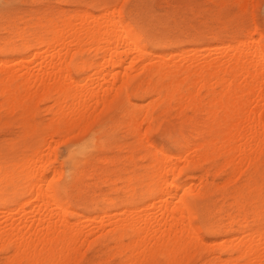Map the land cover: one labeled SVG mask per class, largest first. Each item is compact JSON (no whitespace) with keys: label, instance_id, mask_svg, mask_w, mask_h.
<instances>
[{"label":"rangeland","instance_id":"obj_1","mask_svg":"<svg viewBox=\"0 0 264 264\" xmlns=\"http://www.w3.org/2000/svg\"><path fill=\"white\" fill-rule=\"evenodd\" d=\"M105 9L109 15L113 13L114 17H120L127 36L143 51V60L147 62H144L142 58L139 60L138 54L132 52L133 55L130 56L135 59L137 57L138 60L133 58L132 63L130 57L128 62L126 61L123 65L125 67L121 69L124 72L127 68L126 75L125 73L122 75L123 72L118 70L119 75L122 76L119 78L118 75H115L114 77L115 86L118 87V89L115 87L117 90L114 92L120 90L115 94L110 93L111 96L109 95L108 98H112L113 95L115 97L110 98L111 100L109 99V102L103 104L104 106L97 107L93 111L94 116H91L86 122L87 124L80 127L79 130L57 132L52 141H48L49 147L52 146L51 150L53 151L50 152V148L47 151L45 142L50 136L48 124L52 114L46 108L49 109L52 106V101L48 98L38 97L39 99H35L36 103L33 100L24 106L13 105L11 108L2 104L0 99V189H2V195H0L1 200L4 201L3 206L11 207L15 202L17 205H22L27 201L29 194V187L25 188L24 180H13L11 187L6 183L7 178L10 175L16 177L18 167L34 151L44 153V155L49 152L47 155L50 158L47 163L48 177L57 187L58 201L66 209V218L69 222L76 225L92 216L93 218L99 216L96 220L105 224V232L96 235L87 244L78 246L77 252L71 254V258L67 259L69 264L128 263L123 255L119 256L116 253L113 247L114 243L110 241V235H106V232L109 231L108 228L111 229L110 225L106 223L110 224L114 220L116 221V218L112 219L114 214L117 216V220L121 216L122 219L127 217L126 214H130L134 208L147 206L153 198V192L150 190L152 187L148 185L149 183L144 177L151 161L144 157L146 149L141 144L143 140L136 136V125L133 127L129 123L130 115L139 112L144 115L148 103H158L150 111L151 118L148 122L150 126L147 129L146 137L153 147L148 146V148L150 151L155 148L171 157L175 155V158L184 154L190 146L200 140L199 136L195 138L193 134L196 118L200 123L208 124L207 117L203 113L195 117L188 108L180 106L176 108L174 102L163 97L162 101L158 102L156 95L160 92L164 96V90L161 89L158 78L150 80L151 85L148 84V79L143 75V68L140 66L144 65L145 67L154 60L159 61L158 58H169L167 56H171V54L180 55L172 61L181 60L185 54H187V58L191 59L193 53L196 52H200L198 60L201 62L208 54L220 53L219 50L215 52L213 49L231 46L241 40L249 43L253 41L251 42L254 43L252 44L253 49L259 48L264 51V0H0V67L6 69V67L18 65L20 61L24 63L31 60L34 50L26 52V43L32 34L40 33L45 36L46 33H50V28L44 25L56 23V26H53L57 27L56 31H60L61 28L65 27L64 29H66L65 25H69L70 21L72 22L70 24H73L71 16L74 13L82 16L83 13L89 12L86 14L97 17L103 12L106 13ZM42 23L43 28L38 32V25ZM52 31L56 33L54 29ZM114 33L118 34V30H115ZM256 44L259 46L256 47ZM83 48L85 49L81 50L82 52L72 49L74 52L70 51V53L73 54L68 53L70 59L67 56L64 60V64L68 65L71 81L75 80L73 82L77 80L87 83L91 78L92 80L98 78L94 76L97 70L96 64L101 61L103 53L90 51L86 54L85 51L88 48L86 49L85 46ZM77 49L80 50L79 47ZM210 50L212 52H209ZM3 60L8 64L4 63L3 65ZM130 63L132 64L130 65ZM139 67L141 71H138ZM137 68L139 69L137 70ZM103 69V72L106 73H101L100 81V77L107 80L111 76L108 74L110 69L108 70L106 67ZM133 69L135 74L132 75L130 73H134ZM87 75L91 78L88 79ZM80 79L82 80L80 81ZM189 87L190 85L185 89ZM203 90L200 91V97L205 99L206 92ZM192 93L195 95L194 92ZM89 104L92 103L89 102ZM77 108L81 110V108ZM99 108L101 109L99 110ZM179 108L182 109L179 110ZM217 123L219 122H215V127L218 125ZM210 124L209 122L208 126ZM214 125L213 131L215 129L216 132L218 126L215 128ZM145 127H147L146 124H143V128ZM181 137H184L183 141L179 140ZM57 141L60 143L56 144ZM251 143L253 144V142ZM247 150L246 154L255 159L254 154L250 152L252 149L248 153ZM252 151L255 153L257 150L253 149ZM212 152L209 154L213 158L210 156V159H202L200 163L197 162L193 166H181L179 184H187L188 181L189 184L194 183L195 188V184L200 182L198 183L200 185L196 186L197 193H193L191 190L192 193L188 194L186 202L191 222L202 242L201 245H193L190 251L184 254L185 256L178 259L179 261L176 260L175 264H219L227 261V264H230V259L232 261L237 257L236 255L240 257L241 253H243V256L241 254L242 258H235L231 264L234 261V264H245L249 257H246L245 254H249L247 248L249 249L250 246L247 244V247L246 242L252 240L251 238L257 234H264V153L256 152L260 156H257L255 160L252 157L249 158V160H253V162L251 160L252 163L246 160L248 158H245L246 162L231 163L225 155ZM242 164L246 167H243ZM240 166L242 167L240 168ZM234 168L236 169L234 170ZM237 170L241 171L238 176ZM235 171H237L236 174ZM54 172L56 173L54 174ZM201 176L203 178L206 176V179H201ZM232 176L237 177L232 178ZM199 178L202 182L199 181ZM203 180H207L206 184ZM127 183L129 184L127 185ZM192 187L191 189H194ZM4 189L6 190L3 193ZM196 190L194 189V192ZM181 195L179 192L177 198H180ZM175 201L178 202V199ZM125 209L126 214L124 215L122 210ZM108 215H110V223L107 221ZM242 217L245 220H242ZM244 233H248L246 236L251 233L255 235L252 234L253 237L250 235L251 237L248 239ZM242 235V247L238 249L236 245H239L240 241H238L239 243L235 241L241 240L240 236ZM232 237H234V241ZM227 239L233 242L230 244L227 241L226 243ZM127 242L125 239V243ZM221 244L223 245L221 246ZM210 245L212 246L210 247ZM228 245H231L230 248ZM223 246L225 247L223 248ZM240 250L244 251L239 253ZM11 254V249L7 252L0 250V264H5L7 256ZM260 255L262 257L257 255L260 257H258L259 259L264 258V254ZM62 257H56L62 260L61 263L55 259L53 262L44 264H53L55 261H58L57 264H68ZM253 259L257 261V258ZM250 261L253 263H246H264L262 259L259 262ZM165 263H167L165 259L159 257L151 264ZM22 264L27 263L22 262ZM138 264L148 263L141 260Z\"/></svg>","mask_w":264,"mask_h":264},{"label":"bare ground","instance_id":"obj_2","mask_svg":"<svg viewBox=\"0 0 264 264\" xmlns=\"http://www.w3.org/2000/svg\"><path fill=\"white\" fill-rule=\"evenodd\" d=\"M105 10L106 13L103 12L97 17L86 14L89 12H82V16L76 13L72 16L70 15L73 24H70L71 21L67 22L70 25H65L67 30L64 27V30L61 28L60 31H56L57 27L54 28L53 26L56 23L44 25L50 28V33H46L45 36L40 35V33L32 34L26 43V52L34 50L32 51L31 60L24 63L23 61L17 62L19 63L18 65L8 66L9 68L6 67V69H4L5 67H0V99L2 104L10 107L13 105L24 106L33 100L36 103L35 99L37 100L38 97L48 98L52 101V106L49 109L46 108L52 114L48 124L50 136L49 138L46 137L48 138L47 141L45 138L47 151L49 148L51 150L52 146L49 147V142L52 141L54 135H57V132L61 130L65 132H70L72 129L79 130L80 127L87 124L86 122L91 116H94L93 111L97 107L105 105L107 101L109 102L110 93L112 94L113 92L115 94L120 90L114 92V90L118 89L115 86L114 77L118 75L120 78L125 73L127 68H125L124 72L121 69L125 67L123 65L130 59L132 52H136L139 60L141 58L143 60V51L127 36L120 17H114L112 13L110 14L112 18H110L107 9ZM42 28L43 23L38 25V29H36L40 32ZM53 29L56 33L52 31ZM115 30H118V34L114 33ZM251 42H242L241 40L221 49L217 47L218 49L213 50L215 52L219 50V54H208L201 62L198 60L201 55L200 52L195 51L194 55L187 52L193 56H191V59L187 58V54H185L184 57L186 58L181 57V60L172 61L174 58L180 57V55L171 54V56H167L169 58H158L159 61L154 60L155 62L151 59L153 62L148 63L149 65L140 66L143 68V75L148 79V84L151 85L150 80L158 78L160 87L164 90V96L160 92L157 93L158 102H161L163 97L168 99V101L174 102L176 108L179 106L188 108L195 117L203 113L207 117L208 121L206 122L211 124L208 126L207 123V125L200 123L198 118H196L197 122H195L196 126L193 134L195 138L199 136L200 140L190 146L186 152L183 151L184 154H180L181 156L177 154L178 157L175 158V155L171 157L155 148H152L153 150L151 151L148 148V146L153 147L146 137L147 129L150 126L148 123L151 118L150 111L158 103H148L144 110V115L140 114V112L130 115L129 123L133 127L136 125V136L143 140L141 144L146 149L144 157L151 161V164L149 163L150 166L147 165L149 168L144 177L148 181V185L152 187V189H148L153 192V198L147 206L144 205L145 207H136L132 212L127 209L131 212L130 214H126V209L122 210L124 215H128L125 218L123 217V219L120 215L121 218L117 220V216L114 214L112 219L116 218V221L114 220L110 223L109 216L112 213L107 217V221L110 224L108 222L106 224L110 225L111 229L108 228L109 231L106 232V235H110V241L114 243L113 247L116 253L119 256L123 255L128 262L127 264H138L141 260L151 264L159 257L165 259L167 262L165 264H175L176 260L188 253L193 245H201L202 241L198 238V234L193 227L186 202L188 194L192 193L190 192L191 190H193V193H197L198 189L196 190V186L200 182L195 184V188L194 183L189 184L188 181L187 184H179L181 166L189 167L197 164V162L200 163L202 159L207 160L211 156L209 153L212 151V153L216 152V149L218 150L217 152L225 155L231 163H236V161L246 162V160L251 162L254 158L250 154L252 159L249 160L251 157L246 154V149H248L247 153L251 149L257 150L255 153L252 150L250 151L254 154L255 159H257L256 157L260 151L264 153V51L259 48L253 49L252 44L254 43ZM75 46L79 47L80 50L74 48ZM80 46L88 48L85 51L86 54L90 53V51L103 53L101 61H97L98 63L96 64L97 70L94 76L98 78L95 77L96 79L92 80L87 75L88 79L91 78L87 83L78 82L77 80L73 82L74 79L71 81L68 65L64 64L67 56L70 59L68 53L72 52V49L78 52L84 51L85 48ZM257 46L259 45L256 44ZM252 50L254 51L252 52ZM209 52H212V50ZM70 54L72 55L73 53ZM137 57L136 59L138 60ZM133 58L135 59L133 56L130 59L132 63ZM5 62L3 60L2 64L4 65ZM104 67L108 70L110 69V71L107 70L108 74H111L109 79H107L108 81L103 77H100L101 81L99 80L101 73H106L103 72ZM141 68L138 71H141ZM118 70L123 72L122 75H119L120 72ZM113 72H115L114 75H112ZM130 74L133 75L135 72ZM119 81L120 86L121 79ZM189 85L190 87L185 89ZM203 89L206 92L205 99L200 97V91ZM113 97L115 96L113 95ZM89 102L92 104H89ZM77 107L81 108V110H78ZM182 108H179V110ZM140 115L143 116L139 117ZM138 120L140 121L138 122ZM217 121L219 122L217 123L218 129L215 132V129L213 131V125ZM143 124H146L147 127L143 128ZM179 140L183 141L184 137ZM58 142L55 143L57 144ZM250 143L254 146H251ZM208 151L210 152L208 153ZM258 151L259 153H256ZM50 152L53 151L51 150ZM47 153L49 154V152ZM47 155L34 151L18 167L17 176L11 177L10 175L7 178L6 183L10 184L11 187L13 180H24L25 188L29 187L28 199L25 203L17 205L15 202L13 203L15 206L4 207V201L1 200L2 189H0V207H2L0 211V250L5 252L9 249L12 250V254L7 256L5 264H22V262L44 264L53 262L55 259L59 260L58 258L62 256L63 259H66L65 262L67 261L66 263L69 264L67 259L71 258V254L77 252L78 246L87 244L96 235L105 232V224L96 220L99 216H94V218L92 216L83 222L80 220L82 223L80 222L76 225L69 222L66 218V209L58 201L57 187L48 177L47 163L50 158ZM210 158L213 157L211 156ZM245 158L248 159L245 160ZM244 164L246 165V163ZM237 171L234 173L236 174ZM240 172L239 170L237 176ZM237 176H232V178ZM205 177L201 176V179H206ZM230 178L228 177L229 180H231ZM206 181H204V184H206ZM5 190H3V193ZM179 192L182 195L177 198ZM177 199L178 202L175 201ZM18 215L20 217L17 218ZM242 220L245 219L242 217ZM243 225L245 224L243 223ZM252 234L254 233L250 235ZM244 235L246 236L248 233H244ZM250 235L246 237L249 239ZM257 235L255 237L252 235V240L246 242V245L250 246L249 249L247 248L248 245L246 247L249 254L247 253L248 255H246V251L244 252L246 257L249 256L245 264H247L246 262L251 263L252 261L250 260L259 262L262 259L264 261V258L259 259V256L262 257L260 254H264V234ZM240 237L241 240L235 241H240V243L238 242L239 245H236L238 249L242 247L243 235ZM125 239H127V243H125ZM228 239L226 243L227 241L230 242ZM232 239L233 241L235 240L234 237ZM221 246L220 248H222ZM229 246L231 245H228V248H230ZM243 251L240 250L239 253ZM241 254L243 256V253ZM241 254H239L240 257L236 255L237 257L235 258H242ZM253 258H257V261ZM61 261L60 259L59 262L61 263ZM232 261L230 259V264ZM56 262L58 263V261L54 263ZM227 262L223 263L227 264ZM261 264L264 263L261 262Z\"/></svg>","mask_w":264,"mask_h":264}]
</instances>
